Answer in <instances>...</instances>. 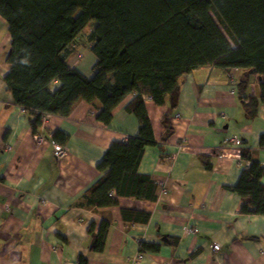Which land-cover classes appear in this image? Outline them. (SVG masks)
Returning <instances> with one entry per match:
<instances>
[{"label": "crops", "instance_id": "1", "mask_svg": "<svg viewBox=\"0 0 264 264\" xmlns=\"http://www.w3.org/2000/svg\"><path fill=\"white\" fill-rule=\"evenodd\" d=\"M10 45L9 26L0 16V264H76L78 255L88 264H264V216H240V198L227 190L248 164L232 146L220 152L225 140L237 139L264 167L258 144L264 108L250 121L236 97V84L248 81V94L260 99L258 76L201 66L178 80L173 112L144 98L156 145L146 147L138 172L158 185V200L124 198L112 208L84 209L76 203L101 176L96 167L105 152L137 134L136 117L125 111L134 96L112 111L109 127L97 121L99 104L79 101L69 118L49 116L33 135L3 81ZM95 61L82 49L67 65L91 79ZM168 113L174 132L163 143L160 121ZM56 132L67 136L62 159L52 151ZM124 209L149 213L150 221L124 224ZM102 220L110 223L106 246L100 254L89 252L87 229L95 224L96 232ZM166 237L178 245L170 247ZM139 243L159 245L160 251L140 255Z\"/></svg>", "mask_w": 264, "mask_h": 264}, {"label": "trees", "instance_id": "2", "mask_svg": "<svg viewBox=\"0 0 264 264\" xmlns=\"http://www.w3.org/2000/svg\"><path fill=\"white\" fill-rule=\"evenodd\" d=\"M0 16L11 35L10 72L3 81L33 135L49 116L69 118L79 101L99 104L97 121L109 127L112 111L134 96L125 111L136 117L137 134L110 145L96 167L101 176L81 195L79 208H112L124 198L158 200V185L138 172L146 147L156 145L144 98L173 112L178 80L193 68L240 69L258 76L260 99L248 94V81L236 84V97L250 121L264 108V0H0ZM92 21L87 41L96 61L87 79L67 60ZM160 124L165 143L174 132L169 113ZM51 141L62 146L67 136L56 132ZM258 144L264 151V135ZM240 156L248 165L227 190L240 198V216H264V167L248 148ZM201 163L210 169L208 158ZM149 219V213L121 211L124 224L147 225ZM95 228L87 229L89 252L100 254L110 223L102 220ZM165 242L172 248L179 243L169 237ZM159 251V245L139 243L140 255ZM77 258L76 264H88Z\"/></svg>", "mask_w": 264, "mask_h": 264}, {"label": "built area", "instance_id": "3", "mask_svg": "<svg viewBox=\"0 0 264 264\" xmlns=\"http://www.w3.org/2000/svg\"><path fill=\"white\" fill-rule=\"evenodd\" d=\"M230 81L231 83L233 82L232 80V75H230ZM48 118V117H47ZM35 141H41V137L40 135L35 136L34 137ZM223 147L222 149H220L221 154L223 153L224 149L228 148V146H232L235 149V155L238 159H240V150L242 149V144L239 143V141L237 139H233L230 138L228 140H225V142L222 144ZM52 151L54 153V156L56 157V159H62V157H64L66 155V149L63 146H60L58 144L53 143L52 144ZM214 252H217L219 250V246L218 245H214L212 247Z\"/></svg>", "mask_w": 264, "mask_h": 264}, {"label": "rangeland", "instance_id": "4", "mask_svg": "<svg viewBox=\"0 0 264 264\" xmlns=\"http://www.w3.org/2000/svg\"><path fill=\"white\" fill-rule=\"evenodd\" d=\"M94 26H95V22L92 21V23H90L83 30V33L81 34L80 38L76 42V45H75V50L76 51H75V53L72 56H75L77 54V52L82 53V49L85 51L86 49H89L90 48V45L91 44L88 43L87 36L91 33V31L93 30Z\"/></svg>", "mask_w": 264, "mask_h": 264}, {"label": "water", "instance_id": "5", "mask_svg": "<svg viewBox=\"0 0 264 264\" xmlns=\"http://www.w3.org/2000/svg\"><path fill=\"white\" fill-rule=\"evenodd\" d=\"M248 75V74H247Z\"/></svg>", "mask_w": 264, "mask_h": 264}]
</instances>
